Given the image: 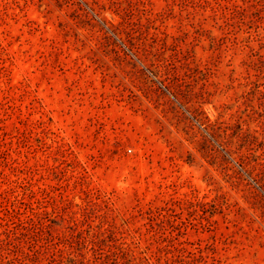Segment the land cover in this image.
<instances>
[{
	"label": "rangeland",
	"instance_id": "1",
	"mask_svg": "<svg viewBox=\"0 0 264 264\" xmlns=\"http://www.w3.org/2000/svg\"><path fill=\"white\" fill-rule=\"evenodd\" d=\"M0 264H264V0H0Z\"/></svg>",
	"mask_w": 264,
	"mask_h": 264
}]
</instances>
